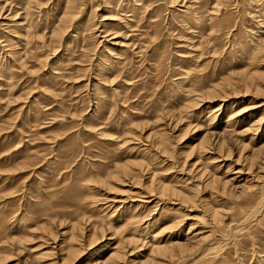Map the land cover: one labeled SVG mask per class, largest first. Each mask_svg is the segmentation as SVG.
Listing matches in <instances>:
<instances>
[{
	"label": "rangeland",
	"instance_id": "obj_1",
	"mask_svg": "<svg viewBox=\"0 0 264 264\" xmlns=\"http://www.w3.org/2000/svg\"><path fill=\"white\" fill-rule=\"evenodd\" d=\"M263 120L264 0H0V264H264Z\"/></svg>",
	"mask_w": 264,
	"mask_h": 264
},
{
	"label": "bare ground",
	"instance_id": "obj_2",
	"mask_svg": "<svg viewBox=\"0 0 264 264\" xmlns=\"http://www.w3.org/2000/svg\"><path fill=\"white\" fill-rule=\"evenodd\" d=\"M230 83V82H229ZM237 86V85H236ZM221 88V87H220ZM214 92V91H213ZM210 94V93H209ZM261 121V120H260ZM178 122V121H177ZM263 122H264V120H263ZM262 122V123H263ZM255 123V122H254ZM253 124V123H252ZM251 124V125H252ZM259 125V124H258ZM259 127V126H258ZM253 128V127H252ZM249 128L247 127V130H248ZM251 130H253V129H251ZM259 130V129H258ZM257 130V131H258ZM246 131V130H245ZM250 132V131H249ZM255 133V132H254ZM214 134V133H213ZM214 135H216V133L214 134ZM162 136H164V134L162 135ZM211 136H212V134H211ZM231 136V135H230ZM161 137V136H160ZM216 138H217V136H215ZM222 137H224L223 135H222ZM152 138V137H151ZM212 139H213V137H212ZM219 139V138H218ZM222 139V138H221ZM224 139V138H223ZM222 139V140H223ZM221 141V140H220ZM225 141V140H224ZM232 141V140H231ZM217 142V141H216ZM215 142V143H216ZM226 143V142H225ZM219 144V143H218ZM264 145V144H263ZM203 148H204V146H202ZM201 147V148H202ZM261 147V146H260ZM259 147V148H260ZM264 146H262V148H263ZM202 148V149H203ZM159 149V148H158ZM205 149V148H204ZM243 150V149H242ZM260 150H262L261 148H260ZM253 151H255V150H253ZM253 162H254V160H253ZM195 166V165H194ZM261 167V166H260ZM123 168V167H122ZM124 168H126L125 166H124ZM123 168V169H124ZM196 168V167H195ZM127 170L129 169L128 167L126 168ZM126 169H124L125 171V173H126ZM137 170V169H136ZM201 170V169H200ZM199 170V171H200ZM237 170H238V168H237ZM248 170V169H247ZM203 171V170H202ZM202 171H201V173H202ZM236 171V170H235ZM250 171V170H249ZM252 171V170H251ZM139 172V171H138ZM119 173V172H118ZM128 173V172H127ZM248 173H250V172H248ZM199 174V173H198ZM237 177H235V178H230V179H216V178H211V180L209 179L208 181H209V183L210 184H213L214 185V183H219V185H221V186H219V188L221 187V189H222V191L224 190H226V188L228 187V188H231V190H232V188H234L235 186H234V182L236 181V179H238L239 177H240V174H241V171H236L235 173H234ZM247 174V173H246ZM254 174V173H253ZM154 175V174H153ZM201 175V174H200ZM211 175V174H210ZM115 176H116V174H115ZM130 176V175H129ZM195 176H197V175H195ZM215 176V175H214ZM255 176V175H254ZM257 176V175H256ZM255 176V177H256ZM260 176V175H259ZM252 178H253V176H251ZM254 177V178H255ZM199 178V177H198ZM253 178V179H254ZM257 178H259V177H257ZM152 180V179H151ZM252 180V179H251ZM207 181V180H206ZM254 182V181H253ZM204 183H206V182H204ZM208 183V182H207ZM246 183V182H245ZM208 186H209V184H207ZM196 186V185H195ZM195 186H193V187H195ZM211 186V185H210ZM233 186V187H232ZM237 186V185H236ZM249 186V185H248ZM216 187V186H215ZM245 187V186H244ZM246 188V187H245ZM248 189V188H247ZM249 189H250V186H249ZM248 189V190H249ZM244 190V189H243ZM155 191V190H154ZM218 191V190H217ZM216 191V192H217ZM221 191V192H222ZM227 191V190H226ZM150 192V191H149ZM169 192V193H168ZM235 192V191H234ZM243 192H245V191H243ZM156 193V192H155ZM170 194V196H177V195H180L179 194V191H177L176 189H169V188H167V187H165V186H162L161 185V187H160V191H159V194L161 195V196H168V194ZM226 193V192H225ZM221 195H222V193H220ZM232 194V196H233V194L234 193H231ZM184 196V195H183ZM159 197V196H158ZM185 197V196H184ZM230 197V196H229ZM151 198V197H150ZM182 198V197H181ZM186 199V198H185ZM147 200V199H146ZM152 200V199H151ZM187 201L188 200H192V198L190 199H186ZM115 201H117V200H115ZM114 201V202H115ZM113 202V201H112ZM122 202V201H121ZM124 202V201H123ZM152 202V201H151ZM191 202V201H190ZM218 202V201H217ZM218 212V211H217ZM212 214H213V212H212ZM216 214V213H215ZM213 216V215H212ZM215 218V217H214ZM211 219H213V218H211ZM178 221V220H177ZM175 224L177 223L176 221L174 222ZM179 224V223H178ZM178 226V225H177ZM190 230V229H189ZM197 233H195V235H196ZM200 234V233H199ZM197 236V235H196ZM200 240V239H199ZM198 240V241H199ZM197 241V240H196ZM201 241V240H200ZM175 244V243H174ZM184 245V244H183ZM175 248H180L181 246H182V244H179V243H177V244H175V245H173ZM181 248H185L184 246L183 247H181ZM72 249V248H71ZM187 249V248H186ZM184 250V249H183ZM71 251V250H70ZM68 252V251H67ZM163 251H161L160 250V253H162ZM171 251H169V252H167L165 255H167L168 253H170ZM70 254V253H69ZM112 255V254H111ZM168 255H170V254H168ZM129 256V255H128ZM123 254H120V252L117 250L115 253H113V255L112 256H110V257H108V260H106L103 264H123ZM125 263V262H124ZM149 264H157V263H149Z\"/></svg>",
	"mask_w": 264,
	"mask_h": 264
}]
</instances>
